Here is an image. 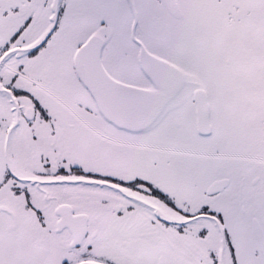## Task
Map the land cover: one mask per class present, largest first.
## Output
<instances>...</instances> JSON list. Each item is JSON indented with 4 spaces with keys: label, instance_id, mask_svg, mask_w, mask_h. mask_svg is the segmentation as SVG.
<instances>
[{
    "label": "snow or ice",
    "instance_id": "obj_1",
    "mask_svg": "<svg viewBox=\"0 0 264 264\" xmlns=\"http://www.w3.org/2000/svg\"><path fill=\"white\" fill-rule=\"evenodd\" d=\"M0 264H264V0H0Z\"/></svg>",
    "mask_w": 264,
    "mask_h": 264
}]
</instances>
